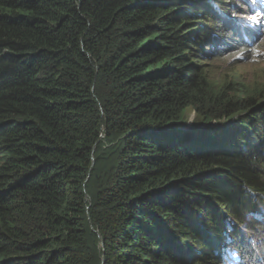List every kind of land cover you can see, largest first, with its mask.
<instances>
[{
  "label": "trees",
  "instance_id": "1",
  "mask_svg": "<svg viewBox=\"0 0 264 264\" xmlns=\"http://www.w3.org/2000/svg\"><path fill=\"white\" fill-rule=\"evenodd\" d=\"M217 2L0 0V264H264V86L210 64L246 50Z\"/></svg>",
  "mask_w": 264,
  "mask_h": 264
},
{
  "label": "clouds",
  "instance_id": "2",
  "mask_svg": "<svg viewBox=\"0 0 264 264\" xmlns=\"http://www.w3.org/2000/svg\"><path fill=\"white\" fill-rule=\"evenodd\" d=\"M245 0H233L232 4L229 8H226L228 1L218 0L217 5L220 8L224 9V12L220 14V16L225 19L227 23V27L220 31L217 36H221L222 39L228 36H232L230 40H232V48L236 50L246 48L244 53H241V57H244L240 60H255L257 58H261L264 60V32H259L258 30H251L247 32V28L250 25L249 22L242 17H249L250 13L248 12V7L244 4ZM220 3L224 4V7L220 5ZM264 5V4H263ZM252 8V7H251ZM261 10V12H260ZM255 11L259 12L258 19H264V9L261 7L260 4L257 5ZM231 14V17H229ZM245 23H242L244 22ZM245 32H247L245 34ZM219 40V39H217ZM225 43L229 41H224ZM237 45H239L237 47ZM250 51L249 56L246 57V53ZM257 53V55H254Z\"/></svg>",
  "mask_w": 264,
  "mask_h": 264
},
{
  "label": "rangeland",
  "instance_id": "3",
  "mask_svg": "<svg viewBox=\"0 0 264 264\" xmlns=\"http://www.w3.org/2000/svg\"><path fill=\"white\" fill-rule=\"evenodd\" d=\"M227 1L228 3L225 7L229 8L233 0H227ZM243 2L249 8L248 9V12L250 13L249 17H251L252 15H256L258 11H253V9L251 8V5L247 3V0ZM261 7L264 9V5H262ZM204 15L201 19V21L203 22H204ZM228 15L229 17H231V14L228 13ZM242 23H245V20ZM251 27H252L251 25L248 26L247 32L250 31ZM254 55H257V53H254ZM225 56L226 55H224L220 59H215L210 62V64L214 66L217 74L225 75V78L227 81H231L232 76L234 74H237L239 77V80L242 81V83L238 82L237 84L240 85L241 87L243 85L242 88L249 89L250 87L254 88L253 86H260V87L264 86V60L263 59L257 58L253 61L244 59V60H240L238 64H231L230 62H228L229 60L227 61L226 59V57H229V56H226V57ZM232 59H235V56ZM217 74L212 73L210 74V76L214 79H217ZM194 114L195 113L193 111L188 112V116H189L188 123H192V122L194 123V121L196 120V117ZM239 257H240V254H239Z\"/></svg>",
  "mask_w": 264,
  "mask_h": 264
},
{
  "label": "snow or ice",
  "instance_id": "4",
  "mask_svg": "<svg viewBox=\"0 0 264 264\" xmlns=\"http://www.w3.org/2000/svg\"><path fill=\"white\" fill-rule=\"evenodd\" d=\"M247 3L251 5L253 11H255L258 4H264V0H247ZM259 15V12H257L256 15H252L251 17H242V19L247 20L254 30L264 32V19H258ZM227 243L231 244V240L229 239ZM224 259L226 264H241L240 257L231 248L225 249Z\"/></svg>",
  "mask_w": 264,
  "mask_h": 264
},
{
  "label": "bare ground",
  "instance_id": "5",
  "mask_svg": "<svg viewBox=\"0 0 264 264\" xmlns=\"http://www.w3.org/2000/svg\"><path fill=\"white\" fill-rule=\"evenodd\" d=\"M262 5H263V4H260V8H261ZM191 9H192V8H191ZM260 12H261V10H260ZM254 14H255V13H254ZM251 30H254L253 27H251L250 31H251ZM246 33H247V32H245V34H246ZM42 65H43V64H42ZM6 104H7V103H6ZM8 104H9V103H8ZM11 104H12V103H11ZM249 179H250V178H249ZM256 182H257V181H256ZM249 183H250V182H249Z\"/></svg>",
  "mask_w": 264,
  "mask_h": 264
}]
</instances>
